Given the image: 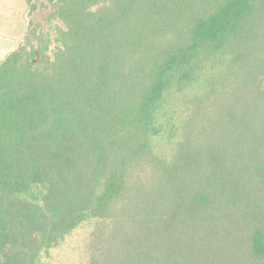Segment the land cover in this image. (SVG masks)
I'll use <instances>...</instances> for the list:
<instances>
[{
  "label": "trees",
  "instance_id": "obj_1",
  "mask_svg": "<svg viewBox=\"0 0 264 264\" xmlns=\"http://www.w3.org/2000/svg\"><path fill=\"white\" fill-rule=\"evenodd\" d=\"M26 2L0 264H264V0Z\"/></svg>",
  "mask_w": 264,
  "mask_h": 264
},
{
  "label": "crops",
  "instance_id": "obj_2",
  "mask_svg": "<svg viewBox=\"0 0 264 264\" xmlns=\"http://www.w3.org/2000/svg\"><path fill=\"white\" fill-rule=\"evenodd\" d=\"M25 4H27L26 0ZM7 3V4H6ZM16 3V2H15ZM14 0H0V15L3 13L6 16H10L11 19L14 17L17 18L19 16V12H14L11 8L13 5L15 6ZM18 1L16 3V6L18 5ZM17 11V10H15ZM27 10L23 13L24 19H25V30L22 35V37L25 34L26 28H27ZM22 37L20 38L19 35L16 36V34L12 31L11 27L6 28L3 23H0V63L5 59V57L12 52L17 45L20 43Z\"/></svg>",
  "mask_w": 264,
  "mask_h": 264
},
{
  "label": "rangeland",
  "instance_id": "obj_3",
  "mask_svg": "<svg viewBox=\"0 0 264 264\" xmlns=\"http://www.w3.org/2000/svg\"><path fill=\"white\" fill-rule=\"evenodd\" d=\"M17 1L19 3L16 6ZM14 3L15 6L14 5L13 7L10 6V8L14 12H19V16L17 18L14 17L13 19H11L10 16H6L5 14L2 13L0 15V23H3L6 28L11 27L12 31L16 34V36L19 35V37L21 38L26 27L25 19H24L25 14L23 15V13L27 10V4H25L24 0H14ZM48 12H49L48 10H44L43 14H41L39 11H36L33 17L35 20L34 22H41L42 18H44L48 14Z\"/></svg>",
  "mask_w": 264,
  "mask_h": 264
}]
</instances>
